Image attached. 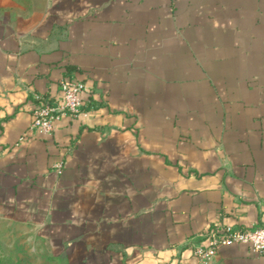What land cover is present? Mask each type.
I'll return each mask as SVG.
<instances>
[{
    "label": "crops",
    "instance_id": "obj_1",
    "mask_svg": "<svg viewBox=\"0 0 264 264\" xmlns=\"http://www.w3.org/2000/svg\"><path fill=\"white\" fill-rule=\"evenodd\" d=\"M70 78L83 112L30 131ZM0 216L64 264H199L264 222V0H0Z\"/></svg>",
    "mask_w": 264,
    "mask_h": 264
},
{
    "label": "built area",
    "instance_id": "obj_2",
    "mask_svg": "<svg viewBox=\"0 0 264 264\" xmlns=\"http://www.w3.org/2000/svg\"><path fill=\"white\" fill-rule=\"evenodd\" d=\"M60 98L47 100L43 96L37 97V106L32 111L30 131H37L43 135L52 134L55 122L62 116H76L83 112V94L90 88L76 78L64 79L59 82ZM54 168L61 172L63 165L57 163ZM200 243L192 244V254L199 264H209L221 246L245 245L256 255L264 256V222L252 227L236 228L232 225H216L202 235Z\"/></svg>",
    "mask_w": 264,
    "mask_h": 264
},
{
    "label": "rangeland",
    "instance_id": "obj_3",
    "mask_svg": "<svg viewBox=\"0 0 264 264\" xmlns=\"http://www.w3.org/2000/svg\"><path fill=\"white\" fill-rule=\"evenodd\" d=\"M0 264H64L28 223L0 216Z\"/></svg>",
    "mask_w": 264,
    "mask_h": 264
},
{
    "label": "trees",
    "instance_id": "obj_4",
    "mask_svg": "<svg viewBox=\"0 0 264 264\" xmlns=\"http://www.w3.org/2000/svg\"><path fill=\"white\" fill-rule=\"evenodd\" d=\"M44 97V96H43ZM45 98V97H44ZM46 99V98H45ZM48 100V99H47Z\"/></svg>",
    "mask_w": 264,
    "mask_h": 264
}]
</instances>
